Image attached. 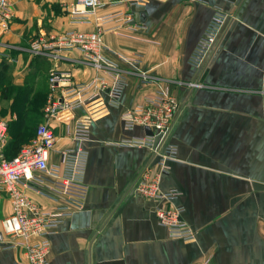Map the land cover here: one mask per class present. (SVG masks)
<instances>
[{"label": "crops", "instance_id": "crops-1", "mask_svg": "<svg viewBox=\"0 0 264 264\" xmlns=\"http://www.w3.org/2000/svg\"><path fill=\"white\" fill-rule=\"evenodd\" d=\"M8 1L14 17L9 30L0 27V53L14 61L0 54V67L7 61L16 86L24 84L38 60L46 74L57 68L78 83L113 84L111 74L79 64L80 53L53 62L29 50L34 39L49 37L44 32L49 25L63 32L97 29L94 19L74 22L76 0ZM60 7L64 18L53 21ZM217 8L231 17L201 71L189 58ZM135 11V21L127 25L124 17ZM98 14L113 15L105 28H118L106 33L104 44L118 55L113 59L127 72L128 86L116 105L107 92L100 102L50 120L57 138L51 166L60 165L63 150L81 146L88 153L84 207L51 237V264H264V0H149L140 7L105 6ZM137 54L139 69L147 70L153 83H142L138 70L120 59ZM191 82L203 87L190 89ZM46 88L48 97V83ZM165 89L179 100L181 111L167 137L177 157L163 170L149 146L124 145L132 139L149 142L151 135L139 125L126 129L122 114ZM11 104L0 101V120L8 126L18 119ZM40 118L42 123L44 112ZM83 118L90 135L81 143L74 140V127ZM10 131L3 148L7 157L17 148L10 147ZM35 136L31 128L18 141L26 145ZM144 175L159 176L162 193L179 192L174 205L183 208L182 219L196 231V241L173 238L159 224L156 211L166 204L137 191ZM37 179L23 184V192L44 209L60 205L63 198L50 182ZM12 212L1 193L0 220ZM0 264L30 263L24 250L2 249Z\"/></svg>", "mask_w": 264, "mask_h": 264}, {"label": "built area", "instance_id": "built-area-1", "mask_svg": "<svg viewBox=\"0 0 264 264\" xmlns=\"http://www.w3.org/2000/svg\"><path fill=\"white\" fill-rule=\"evenodd\" d=\"M149 0H76L72 10L74 22H97L93 32L69 30L56 36H40L34 39L29 47L35 57H48L53 62L66 58L67 54L80 53L79 64H86L98 71H105L114 77L113 84L104 79H95L88 83H78L71 80L69 74L54 68L48 78V97L44 107V121L36 129L35 138L24 145L19 153L9 159L4 153V145L9 134L6 120H0V194H6L12 206V214L0 220V250L22 249L30 264H51V237L56 234L59 225L65 218L72 215L74 210H82L87 196L88 186L84 182L85 167L88 153L81 147L66 149L61 152L60 165L51 166L49 158L56 145V135L50 125V120L65 112H73L100 102L104 93L109 92L112 104L116 105L124 89L128 86L127 72L113 59L118 56L104 44V36L110 30L105 24L113 21V15L99 16L98 12L105 6L130 4L140 7ZM215 1V0H210ZM139 11V10H138ZM14 12L8 0H0V27L9 30ZM136 11L124 17L128 25L135 21ZM230 18V13L215 9L214 15L199 40L189 63L201 70L206 66L223 29ZM7 48L10 46H6ZM1 54V53H0ZM4 59L13 62L10 54H1ZM120 57V56H119ZM120 59L137 71L142 83H153L145 69H139L142 56L137 54L135 59L125 57ZM199 82L188 84L190 89L202 88ZM181 111L179 100L169 90H158L146 98L142 105L126 110L122 114L124 127L132 130L136 125L149 128L154 135L149 142L145 139L129 140L124 145L140 147L149 146L152 156L159 157L157 164L167 169L170 161L176 160L177 147L167 141L173 125ZM88 119L75 122L74 140L83 142L89 139L90 124ZM161 136L157 149H153L155 138ZM162 170V173L165 172ZM39 175V176H37ZM37 180L44 184L50 182L63 202L53 209H44L29 198L22 190V185ZM160 177H148L140 180L137 191L145 197L160 200L166 204L156 211L160 225L166 227L173 238L185 242L196 241V231L182 219L183 208L174 205L179 192L170 190L162 193L159 190Z\"/></svg>", "mask_w": 264, "mask_h": 264}, {"label": "trees", "instance_id": "trees-1", "mask_svg": "<svg viewBox=\"0 0 264 264\" xmlns=\"http://www.w3.org/2000/svg\"><path fill=\"white\" fill-rule=\"evenodd\" d=\"M8 70L9 64L4 60L3 65L0 67L1 99L3 98L2 101L12 102L11 110L18 115V119L9 124L10 132L13 134L10 147L14 150L15 145H17L14 154L10 157L8 156L9 159H12L24 146L22 140L18 141V137L20 135L25 136L26 132L31 128L36 130L41 123L40 117H42L44 105L46 104L47 88L41 87L38 91L34 90L32 81L35 80L36 75L28 77L30 80L26 78L28 80L22 86H16L9 75L6 77ZM16 133H19V135H16Z\"/></svg>", "mask_w": 264, "mask_h": 264}, {"label": "rangeland", "instance_id": "rangeland-1", "mask_svg": "<svg viewBox=\"0 0 264 264\" xmlns=\"http://www.w3.org/2000/svg\"><path fill=\"white\" fill-rule=\"evenodd\" d=\"M64 14H65V12H63L61 10V7H60V10H57L56 11V13H55L54 17L52 18V20L53 21L54 20H57L58 21L59 19H62V17H63ZM230 17H231V15H230ZM44 27H46V26H43V28ZM48 27L51 29L50 30V33H49V30H46L47 27L45 28L44 32L49 37L51 36V34H55L56 33L55 35H57V34H59V33L61 34L63 32V30H60L58 28H55L52 25L51 26L49 25ZM49 28H47V29H49ZM39 35H41V34H39ZM14 55H15V52H14ZM41 64H44V62L41 61V60L35 61L34 64H33L35 69H33L32 71H30V73L26 77V78L31 77V76H33L36 73V77L37 78H35V80L32 81L33 82V85H34V90L35 91H38L41 87H43L44 89H46L45 87L47 86V83H48V78H49L50 72L46 74L45 73V68L44 67H40ZM12 71H13L12 67L9 66V70H8V73H7L6 77L9 75V77L11 79H14ZM38 75H40V76H38ZM28 79L30 80V78H28ZM28 79H26L25 82ZM2 100H3V98L1 99V95H0V101H2ZM0 113H1V110H0ZM2 113H4V112H2ZM12 114H13V112H12ZM2 116H3V114H0V118Z\"/></svg>", "mask_w": 264, "mask_h": 264}, {"label": "water", "instance_id": "water-1", "mask_svg": "<svg viewBox=\"0 0 264 264\" xmlns=\"http://www.w3.org/2000/svg\"><path fill=\"white\" fill-rule=\"evenodd\" d=\"M147 131L149 132V134H150L151 136L154 135L153 132H152L149 128H147ZM160 139H161V136H157V137L155 138V142H154V144H153V149H157V147H158V145H159V143H160ZM159 160H160V158L157 157L154 163H155V164L158 163Z\"/></svg>", "mask_w": 264, "mask_h": 264}]
</instances>
